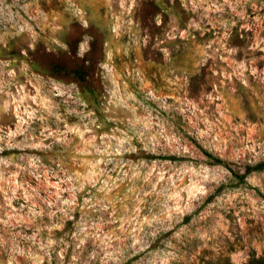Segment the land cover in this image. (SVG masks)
<instances>
[{"label": "rangeland", "instance_id": "374dc122", "mask_svg": "<svg viewBox=\"0 0 264 264\" xmlns=\"http://www.w3.org/2000/svg\"><path fill=\"white\" fill-rule=\"evenodd\" d=\"M205 152L264 162V0H0V264L264 258Z\"/></svg>", "mask_w": 264, "mask_h": 264}, {"label": "trees", "instance_id": "16d2710c", "mask_svg": "<svg viewBox=\"0 0 264 264\" xmlns=\"http://www.w3.org/2000/svg\"><path fill=\"white\" fill-rule=\"evenodd\" d=\"M206 155H208L209 157L212 158L213 162L216 164H222L224 166H226L227 168H229L235 176L239 177L240 179H244L245 176L250 173L253 170H263L264 169V162H260L256 165H252V166H248L247 170L244 174H239L238 172H235L227 163L226 160H224L223 158H221L220 156H214L213 154L209 153V152H205ZM168 158L172 159V160H177L179 159V157L175 156V155H169L167 156ZM248 264H264V258H259L256 256H252L249 261Z\"/></svg>", "mask_w": 264, "mask_h": 264}]
</instances>
